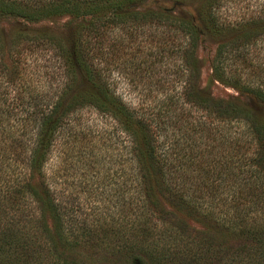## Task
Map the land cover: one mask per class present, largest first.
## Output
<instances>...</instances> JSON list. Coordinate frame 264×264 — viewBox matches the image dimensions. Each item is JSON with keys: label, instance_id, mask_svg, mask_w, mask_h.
Wrapping results in <instances>:
<instances>
[{"label": "trees", "instance_id": "16d2710c", "mask_svg": "<svg viewBox=\"0 0 264 264\" xmlns=\"http://www.w3.org/2000/svg\"><path fill=\"white\" fill-rule=\"evenodd\" d=\"M221 1L163 0L194 4L193 14L179 15L152 0H0V14L50 22L40 28L39 45L58 60L49 70L54 100L33 88L25 98L0 99V264H103L109 255L143 264H264L263 67L242 61L263 38L264 18L229 25L218 15ZM147 2L152 6L141 9ZM63 19L68 35L61 37L53 30ZM146 27L155 57L181 53L180 72L165 84L150 77L152 59L144 68L130 66L134 86L159 93L149 110L142 102L128 106L111 77L125 43H148ZM203 35L218 38L212 77L238 95L198 88L194 51ZM2 76L13 87L9 69ZM85 106L109 117L122 135L119 180L85 177L86 193L98 196L87 207L70 196L61 200L54 172L45 171L56 136ZM70 136L74 145L86 135L69 126L66 141ZM183 208L236 242L189 228L175 214Z\"/></svg>", "mask_w": 264, "mask_h": 264}, {"label": "rangeland", "instance_id": "374dc122", "mask_svg": "<svg viewBox=\"0 0 264 264\" xmlns=\"http://www.w3.org/2000/svg\"><path fill=\"white\" fill-rule=\"evenodd\" d=\"M152 1L157 4V7L158 5H169L174 10L173 12L179 15L186 13L193 14L195 7L193 3L179 5L176 3H163V0ZM150 4L147 2L146 6H142L141 9ZM221 7V14L218 13V15L224 16V21L229 22V25H233L236 22H240L241 24L250 18H264V0H222ZM62 22H64V19L56 22L55 25L59 26V28L56 27L53 32L64 37L68 35V32L62 30ZM47 23L50 24L47 20H40L32 25L22 17L0 14V53L3 54L2 57H5L4 61L0 59V99L3 98L5 103L11 97L14 98V95H17V93L25 98L26 92L28 89L30 92V88L34 89L35 94L46 93L49 101L55 99L58 87L55 85V82L49 80V70L53 68V65L57 64L58 60L50 47L44 48L43 44L39 45L43 43L41 41L42 33L40 28L46 26ZM31 27L34 29L29 33V28ZM145 34H148V43H125L123 54L119 55V59L111 62V77L114 80L116 92L128 106L138 107L142 102V105H144L142 109L149 110L154 106V102H151L153 101V95L156 96L154 98L156 99L159 93H154V90H152L149 93L150 96H148L146 94L147 91L145 89L142 90L140 84L134 86L136 81L132 78V68L130 66L144 68L152 59L154 63L151 64L153 71L150 77H161L162 80L166 79L163 81L165 84L167 79H172L180 72L176 70L180 62L178 59H175L180 58L181 53L179 51L175 58H172L174 56L170 55V58L158 59L157 55L155 57L153 50L156 43H152L151 40L152 29H145ZM217 42L218 38L216 35H203L197 43L194 51L199 69L197 86L200 90L210 92L215 97H225L230 94L238 95L234 89L221 84L212 77L211 66ZM247 51L248 53L242 56V61L252 63L256 67L257 65L263 67L262 70L257 71L260 73V77L264 79V36L255 45L250 46ZM153 57H155V60ZM7 69L13 75V87H8L4 83V76L2 74ZM14 69L19 71L16 76L13 74ZM149 72L146 69L142 73L147 76ZM246 72L247 70H244L241 75H244ZM182 77V75L179 76V78ZM50 81L51 83H48ZM11 101L13 102L14 99ZM146 103H149V105ZM75 111V117L69 119V124L61 129L54 140V145H51L45 171L48 174L54 172L57 179L56 189L61 200L66 201V197L70 196L69 202L74 205L87 207L96 202L95 199H98V196L95 198L86 193L82 187L85 177L88 181L91 179L94 183H96L95 179L99 174H101L100 177L105 178V182L110 183L113 175L115 179L119 180L117 174L120 172L119 160L122 153V135L114 129L115 124L109 117L102 115L96 110L85 106ZM193 113L198 115L199 112L197 110L193 111ZM69 126L75 131H81L86 136L72 145L70 142L73 141V138L70 136L67 141L65 138V133ZM81 144L83 145L82 152H75ZM90 157L96 159L97 162L91 165ZM98 190H102L101 187ZM175 214L189 228L206 230L217 242L222 239H225L227 243L236 242L233 238L223 235L209 220L196 216L187 208L176 210ZM109 257L103 264H143L137 259L120 262L116 260L114 255H109Z\"/></svg>", "mask_w": 264, "mask_h": 264}]
</instances>
